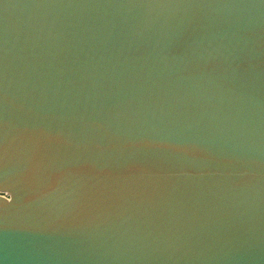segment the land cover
Masks as SVG:
<instances>
[{"label":"water","instance_id":"95a60500","mask_svg":"<svg viewBox=\"0 0 264 264\" xmlns=\"http://www.w3.org/2000/svg\"><path fill=\"white\" fill-rule=\"evenodd\" d=\"M0 264H264V0H0Z\"/></svg>","mask_w":264,"mask_h":264},{"label":"rangeland","instance_id":"374dc122","mask_svg":"<svg viewBox=\"0 0 264 264\" xmlns=\"http://www.w3.org/2000/svg\"><path fill=\"white\" fill-rule=\"evenodd\" d=\"M0 196H5V194L4 193H0Z\"/></svg>","mask_w":264,"mask_h":264}]
</instances>
